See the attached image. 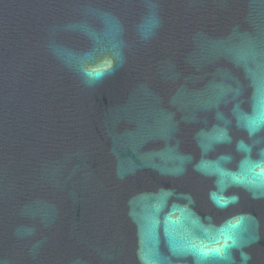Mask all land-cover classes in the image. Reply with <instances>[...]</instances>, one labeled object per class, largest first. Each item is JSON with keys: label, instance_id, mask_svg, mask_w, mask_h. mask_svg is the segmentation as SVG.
Returning <instances> with one entry per match:
<instances>
[{"label": "water", "instance_id": "water-1", "mask_svg": "<svg viewBox=\"0 0 264 264\" xmlns=\"http://www.w3.org/2000/svg\"><path fill=\"white\" fill-rule=\"evenodd\" d=\"M0 264H264V0H0Z\"/></svg>", "mask_w": 264, "mask_h": 264}, {"label": "clouds", "instance_id": "clouds-1", "mask_svg": "<svg viewBox=\"0 0 264 264\" xmlns=\"http://www.w3.org/2000/svg\"><path fill=\"white\" fill-rule=\"evenodd\" d=\"M245 259H247V257L245 256Z\"/></svg>", "mask_w": 264, "mask_h": 264}]
</instances>
